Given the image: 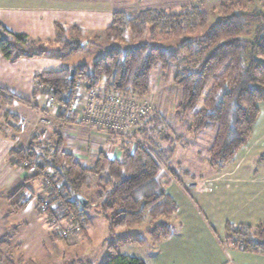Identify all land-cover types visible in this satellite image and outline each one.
Returning a JSON list of instances; mask_svg holds the SVG:
<instances>
[{"label": "trees", "instance_id": "1", "mask_svg": "<svg viewBox=\"0 0 264 264\" xmlns=\"http://www.w3.org/2000/svg\"><path fill=\"white\" fill-rule=\"evenodd\" d=\"M159 1L166 8H154L151 1L142 0L138 10L136 3L117 0L121 8L113 14L112 24L105 31L111 45L104 54L91 66H67L38 75L36 81L45 86L44 95L49 89L54 90L59 108L55 119L71 121L70 108L76 99L78 83L89 90L98 89L105 96L133 93L145 99L151 95L153 74L158 68L166 71L187 60L190 67L182 68L174 76V86L182 91L176 115L193 113L189 129L193 136L209 130L215 132L208 151L209 163L212 168H220L248 144L260 114L259 105L264 102V11H235L222 5L220 16L205 32L210 15L197 5L204 0ZM55 29L54 40L42 41L14 33L0 23V55L9 62L42 57L63 60L78 55L86 45H95L76 26L56 24ZM127 39L131 44L123 46ZM172 41L175 43L170 44ZM71 70L75 71L72 78ZM15 102L33 106L32 101L0 87V105ZM4 118L5 126L13 134L21 131L19 117L5 111ZM148 124L159 130L164 124L163 117L155 114ZM139 131L140 138L136 141L109 134L122 151L121 159L100 153L90 166L65 149L57 130L45 137L41 133L31 135L25 148L10 153L9 162L25 170L36 164L39 173L6 194L8 214L27 208L36 197L29 184L43 180L42 174L47 172L54 185L51 202L64 204L56 210L50 207L42 211L38 207L50 225L63 221L71 224L72 215L84 233L91 223L87 211L93 210L107 222L110 235L116 238L108 244L112 251L104 264H145L140 258L117 254L114 246L145 245L150 241L159 244L176 233L170 220L178 206L168 187L172 177L176 181L179 178L178 172L170 169L173 154L163 150L146 126ZM259 161L264 164V152ZM93 182L95 191L85 195L84 190H89ZM79 196L88 201L87 206L81 204ZM225 229L228 246L264 256V224L253 227L227 223ZM52 235L63 240L57 234ZM13 237L10 233L0 234V246ZM4 261L13 264L0 249V263ZM74 264L94 262L78 260Z\"/></svg>", "mask_w": 264, "mask_h": 264}, {"label": "crops", "instance_id": "2", "mask_svg": "<svg viewBox=\"0 0 264 264\" xmlns=\"http://www.w3.org/2000/svg\"><path fill=\"white\" fill-rule=\"evenodd\" d=\"M117 10H119L117 0H0V23L14 33L26 34L32 39L42 41L56 38V24L76 26L84 31V38L88 39L87 36L93 35L105 37V31L111 26L113 14ZM69 60L70 58L61 60L42 57L9 62L0 55V87L32 101L33 106H37L34 108L15 102L5 106L4 113L9 111L21 120L27 121L29 125L44 128L43 123L47 121L50 125L48 119L50 116L46 107L47 98L42 92L36 93V77L67 66L79 67L78 64ZM149 97L152 98L151 95ZM4 113L0 111L1 127L6 122ZM79 118L80 111L72 114L71 121L60 122L55 119L56 130L61 133L66 150L73 153L86 166L92 165L100 153L112 159H121L122 151L116 142L110 140L109 134L82 128ZM255 126L256 124L253 126L248 144L236 153L232 161L227 163L238 162L237 165L230 166L232 169L227 171L225 170L227 164H224L220 168H214V170H221L218 175L184 186L188 195L183 192L180 196L186 207L190 208L189 215L193 220L190 224L192 232L197 228L199 232L209 231V226L211 227V223L206 226L209 220L202 207L199 210L188 201L189 198L192 200L195 194L200 196L217 194L220 200L218 209L223 207V211H231L232 219L227 218L228 220L226 219L224 223L225 233L227 223L248 224L253 227L264 224V176L262 174L264 167L255 168L245 164L254 149H260L261 154L264 152L263 139H261L264 135L254 139ZM0 129V233L14 235L10 241L17 238L18 250L24 260H13V264H62V262L74 264L82 260L79 257H85L91 252L92 247L87 245L91 242L88 234L98 230V233L105 235L104 240L116 239L110 235L107 222L93 213V210L87 211L91 223L88 230L81 234L83 240L80 239L82 237L80 235L76 241L78 244L71 250L52 247L57 244V239L51 234V225L47 216L39 210L36 198L31 200L25 210L8 214L9 202L6 194L17 189L31 176L27 170L11 165L10 153L15 149L25 148L30 142L31 135L30 131L22 128L17 134H10V130L3 127ZM177 182L174 179V183ZM180 185L182 186L183 183ZM29 186L37 195L43 186V180L33 181ZM183 231L184 227L181 226V229L159 244L148 242L142 245L141 247L146 246L149 252L139 256L140 259L145 264H264L263 255L244 253L234 248L227 251L222 243L218 241L215 243L213 239L203 237L209 233H183ZM122 233L123 231L118 234ZM108 249L103 251L106 258L112 251ZM121 255L129 256L125 252ZM91 257H93L92 254L83 261H93Z\"/></svg>", "mask_w": 264, "mask_h": 264}, {"label": "rangeland", "instance_id": "3", "mask_svg": "<svg viewBox=\"0 0 264 264\" xmlns=\"http://www.w3.org/2000/svg\"><path fill=\"white\" fill-rule=\"evenodd\" d=\"M121 1L123 3H126L128 1L136 3L137 9L139 10L140 9L139 5L142 0H121ZM148 1L152 2V7L154 8H166V6L162 5L159 0H148ZM197 5L200 6L204 11H206L210 15V23L205 28L204 30L205 32H207V30L214 24L216 18L220 16L222 5H226L227 7H232L231 10H235V11H247V12L264 11V0H204L203 2L197 3ZM120 8L121 7H119V9ZM87 38L88 39L91 38L90 40L94 41L95 45H87L85 50L80 52L79 55H76L74 57H69L70 62H73L76 65L78 64L79 66H82L84 64H88L89 66H91L93 61L100 58L104 54L105 48L111 45V43L108 42L107 39H105L106 37H104V35H99L95 37L94 35L87 36ZM174 43L175 42L172 41L170 44H174ZM129 44H131V42L129 39H127L124 41L122 45L128 46ZM97 45L99 47H97ZM185 67H190L189 61L187 60L186 61L183 60L179 65L170 66L166 71L162 70L160 67L156 70V72H154L152 79L151 99L153 101V105L155 109L147 119H145L142 123L139 124V126L141 127V129L144 126H146L147 129H149L150 131V135L157 140L156 142L163 148V150L169 151L170 153L173 154L169 162L170 169L173 168L178 172V178H179L178 181L183 183V186H181L178 182L174 183L175 178L172 177L171 184L168 187L169 193L174 198V201L178 206V211L175 215V218L173 217L170 220L172 225L175 226L177 230L181 229V226H183L184 227L183 233H209V235L205 234L203 237L205 239L209 237L213 239L215 243L217 241L222 243L225 249L229 251L231 247L227 245L229 240L226 239L227 233L224 232V223L227 218L232 219V213L231 211L228 210L223 211L224 210L223 207L218 209V205L220 203V200L218 199V195L214 194L215 196H213L210 194H204L203 196H200L195 194L193 195L194 196L192 199L193 201L191 200V198H189V200L187 199L190 205H194L195 207L197 206L199 210L200 207H202L203 212L206 213L207 218L209 220L206 226L211 223L210 224L211 227L209 226V231L202 230L201 232H199V228H197L196 231L194 232L190 230L191 227L190 224L193 221L191 219V216L189 215L190 208L189 206L186 207V205L182 202L180 196L181 193L183 192L187 194V192L184 190L185 185H189L190 183H194L197 181L200 182V180H207L209 177L218 175L219 174L218 172H221V170H214V168H212L209 163L208 151L213 144L215 132L209 130L202 132L197 136H193V134L189 132V129L193 123V118H194L193 113H190L184 117H179L176 115V108L180 103L182 91L179 87L174 86L173 81L176 73ZM36 85H37V81L35 86ZM42 91L36 90V93H41ZM48 94L49 91L47 94H45V96H48ZM260 106L262 107V109H261L260 118L258 119L256 126L254 127V139L261 138L264 135V102L261 103ZM4 109L5 107L0 105V111L4 113ZM155 114H159L163 117L164 124L160 126L161 132L160 129L153 130L152 129L153 125L148 124V121L152 117H154ZM48 119L50 120V126L53 127L54 130L56 131V124H55L56 120L54 118H49V117ZM20 122L21 119L19 123ZM5 124L2 125V127L7 130L8 128L5 126ZM2 127L0 126V128ZM20 128L30 131V133L32 130V126H30L29 124L21 125ZM42 129L43 127L40 126L38 127L37 125L35 131L39 133ZM11 133L13 134L12 130H10V134ZM178 137H182V138L178 140ZM139 138H140L139 133L135 131L132 134V139L136 141ZM261 139H263V144H264V137H262ZM260 155H261V150L258 148L254 149L251 155H249V158L245 164H248L249 166L255 168L260 166L264 167V164L259 161ZM237 164L238 162L235 164L234 162H231L225 165L227 166L225 170L228 171L229 169H232L231 168L232 166ZM170 169L168 170V173ZM262 174L264 176V172H262ZM181 178L183 180H181ZM95 183L96 182L92 183V187L89 190L88 189L84 190L85 195L89 196L93 194V192L95 191ZM95 207L96 206L94 205V208ZM143 228L144 227H139V229H143ZM0 234H4V233H0ZM88 237H90L89 240L91 242L88 240L90 244L87 245H89V247H92L89 255L92 254L93 257L91 258L95 264H104L106 257L103 251H108L109 250L108 244L111 241H114L115 239L109 238V240H104L106 238L105 235L103 233H98V230L97 231L95 230V233L88 234ZM80 239L83 240V236L80 237ZM17 242L18 240L16 238L12 241L7 242L6 244L1 245L0 249L11 261L13 260L17 261L19 259L21 261H24L18 250ZM46 244L47 243H45V245ZM77 244L78 243L70 244L65 240L59 239L57 240V244H55V246L52 247L55 248L61 247L64 249L69 248L71 250V248L76 246ZM141 246L142 245L139 244L115 245V250L119 254L125 252L129 256H133V257L137 256L138 258H140L139 256L149 252L146 246L145 247H141ZM89 255L79 258L82 260H86V258H88ZM2 264H10V263L8 261H4L2 262ZM62 264L65 263L62 262Z\"/></svg>", "mask_w": 264, "mask_h": 264}, {"label": "built area", "instance_id": "4", "mask_svg": "<svg viewBox=\"0 0 264 264\" xmlns=\"http://www.w3.org/2000/svg\"><path fill=\"white\" fill-rule=\"evenodd\" d=\"M37 91H42L45 86L37 81ZM77 92L76 99L70 108L71 114H76L80 111L79 124L86 130H94L107 134L122 136L126 139H132V134L136 131L139 133V124L147 119L155 107L152 99H141L133 93L123 94L114 93L105 96L98 89H87L82 83H78L75 87ZM47 98V110L50 118H56L59 112L58 105L54 97V90L49 89ZM28 122L21 120L19 125H27ZM44 128L39 132L42 137L48 133L54 132V128L47 122L43 123ZM32 126L30 135L36 134L37 125ZM133 140V139H132ZM134 141V140H133ZM28 164L25 163V166ZM30 175L39 173L38 166L34 164L27 170ZM43 186L40 192L36 195L38 207L45 211L48 208L54 210L64 207V204L59 201L52 203L50 191L54 189V185L49 178L47 172H43ZM56 188V187H55ZM59 187L56 188L58 190ZM65 213L70 215V211L65 209ZM71 224L66 221L51 225L52 234L59 235L63 240L70 244H75L78 237L81 235V226L75 222V217L70 216Z\"/></svg>", "mask_w": 264, "mask_h": 264}, {"label": "water", "instance_id": "5", "mask_svg": "<svg viewBox=\"0 0 264 264\" xmlns=\"http://www.w3.org/2000/svg\"><path fill=\"white\" fill-rule=\"evenodd\" d=\"M74 74H75V71L71 70V78L74 76ZM78 198H79V200H80V202H81V204L83 206H87L88 205V201L84 197L79 196Z\"/></svg>", "mask_w": 264, "mask_h": 264}]
</instances>
